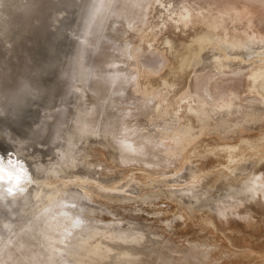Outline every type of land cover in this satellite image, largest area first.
Returning <instances> with one entry per match:
<instances>
[{
	"label": "clouds",
	"instance_id": "clouds-1",
	"mask_svg": "<svg viewBox=\"0 0 264 264\" xmlns=\"http://www.w3.org/2000/svg\"><path fill=\"white\" fill-rule=\"evenodd\" d=\"M235 3L241 30L170 73L212 65L185 87L153 78L212 15L198 0H0V264H264V115L215 63L264 70V0Z\"/></svg>",
	"mask_w": 264,
	"mask_h": 264
},
{
	"label": "rangeland",
	"instance_id": "rangeland-1",
	"mask_svg": "<svg viewBox=\"0 0 264 264\" xmlns=\"http://www.w3.org/2000/svg\"><path fill=\"white\" fill-rule=\"evenodd\" d=\"M198 2L200 3L201 9L210 8L212 15L209 17L205 12L203 14L204 20L206 21L205 23H200L194 27H189L187 30V35L180 37V39L175 43V55H169L168 51L163 49L165 56L168 58L170 67L166 69L164 73H162L160 78L154 77L153 79L167 78L168 83H172L174 79H180L183 81L184 86L188 87L189 78L192 77L191 83L192 86H194L196 79L198 77L200 78L199 74L203 73L206 75V68H212V65H201L198 67L195 70L197 73L196 77H193L191 69L181 72L178 77H173L170 75L173 69L180 68V63L183 58L188 57L190 59L194 53H199L200 59L202 60L212 59V56L209 55V51H201L202 46L206 47V45H203V41L195 44L192 42L197 40L199 37L206 36L209 32L220 38H223L225 35H227L229 40H231V37L236 32L241 30L239 25L232 24L231 20L227 18L229 17L227 14H230L234 17L236 13L241 11L239 5L235 3V0H198ZM221 12L227 13L224 17L226 20L221 18ZM260 35H264V30H261ZM165 36H168L169 39H172L170 31H168L158 38L157 43H159L160 40H163ZM181 41L184 47H181ZM151 42V39H149L148 43L150 44ZM153 47H155V45ZM261 48H264V45H254L255 51H260ZM215 55V63L220 66L221 70L225 74L222 78H220V84L230 88L238 89L239 95L242 97V100L238 101L236 106L246 110L247 113L253 118H255L257 115H264V90H262L260 87V81L264 80V70L260 68H254L243 80H240L239 78L229 76L228 72L230 69L234 70L237 67L241 69L250 68L251 65L247 63V56L242 55L240 51H229L226 56L221 55L220 53H216ZM153 86L156 85L154 84ZM173 91L175 92L176 89H173ZM256 127V125L247 126L245 130V136L254 135ZM0 149L3 150L2 146H0ZM96 160L104 165L105 168L111 167L110 158L108 154L103 151L97 153L93 162ZM128 174L129 173L127 170L123 172V175L120 171H116L111 175H109L107 171H104V175L101 177V183H104L106 178V186H109L113 183H118ZM136 178L141 179L139 174H137ZM101 202L107 203V201Z\"/></svg>",
	"mask_w": 264,
	"mask_h": 264
},
{
	"label": "bare ground",
	"instance_id": "bare-ground-1",
	"mask_svg": "<svg viewBox=\"0 0 264 264\" xmlns=\"http://www.w3.org/2000/svg\"><path fill=\"white\" fill-rule=\"evenodd\" d=\"M227 13L226 12H221V18L222 19H224V17H225V15H226ZM227 15H230V14H227ZM218 18V17H217ZM227 18H229V17H227ZM224 20H226V19H224ZM199 78V77H198ZM1 150V149H0Z\"/></svg>",
	"mask_w": 264,
	"mask_h": 264
}]
</instances>
